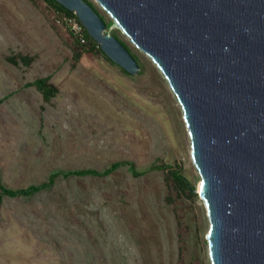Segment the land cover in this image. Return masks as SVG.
<instances>
[{"label":"rangeland","instance_id":"1","mask_svg":"<svg viewBox=\"0 0 264 264\" xmlns=\"http://www.w3.org/2000/svg\"><path fill=\"white\" fill-rule=\"evenodd\" d=\"M54 11L44 0H0L3 185L23 189L57 171H103L124 161L146 174L122 167L107 177L59 178L29 198L5 197L0 264H211L209 218L195 192L201 178L167 79L118 29L109 32L135 56L137 75L88 52L90 42L77 46ZM21 55L34 61H8ZM45 77L60 91L49 103L26 86ZM161 164L179 169L194 192L170 170H152Z\"/></svg>","mask_w":264,"mask_h":264},{"label":"water","instance_id":"2","mask_svg":"<svg viewBox=\"0 0 264 264\" xmlns=\"http://www.w3.org/2000/svg\"><path fill=\"white\" fill-rule=\"evenodd\" d=\"M130 75L137 60L86 0H54ZM183 112L211 264H264V0H95Z\"/></svg>","mask_w":264,"mask_h":264},{"label":"trees","instance_id":"3","mask_svg":"<svg viewBox=\"0 0 264 264\" xmlns=\"http://www.w3.org/2000/svg\"><path fill=\"white\" fill-rule=\"evenodd\" d=\"M44 1L51 8H53L55 10H58V11H61L62 13L66 14V15H75L72 12L68 11L67 9H65L60 4H58L57 2H55L54 0H44ZM86 1L104 19V17L101 15L99 10L95 7V5L89 0H86ZM104 21H105V19H104ZM106 24H107V29L109 30L112 27V21L111 22H106ZM87 36H88L89 42L91 44L88 52H93L92 50H96V51L100 52L101 54H103V52L101 51V49L98 46V44L93 39H91V37L88 34H87ZM115 37L118 38L117 36H115ZM121 42L127 48V50L131 53V50L129 49V47L123 41H121ZM77 46H79V45L77 44ZM84 52H86V51H84ZM81 56H82L81 53H77V54H75V59L76 60H80ZM132 56L135 58V56L133 54H132ZM8 61L10 63H12L13 65H18L19 62H21V63H23L26 66H30L32 64V62L34 61V58L33 57H28V56H22V55L21 56H12V57L8 58ZM110 62L113 63L112 61H110ZM50 80H51L50 77L39 78V79L35 80L32 83H28L26 86L27 87H35L42 94L45 102L49 103L54 98H56L57 95L60 92L59 89L57 88V86L52 84L50 82ZM122 167H128L129 171L132 173V175L134 177H141V176H144L146 174V172H142V171L137 170V168H136V166L134 164L124 161V162H115V163L111 164L108 168H106L103 171H98V170H95V169H84V170H73V171H57V172H54L53 174L50 175V177H49L47 182L42 183L40 185H32V186H29V187L23 188V189H11V188H8L5 185H3L2 180L0 178V206L2 205L3 200H4L5 197H10V198H29V197H32V196H34V195H36V194H38V193H40L42 191L49 190L50 188H52L55 185L56 180L59 179V178L68 179V178H72V177H87V176H92V177H96V178H98V177H107V176H110L112 173H114L115 171L119 170ZM152 170H164V171H169L170 170L171 171V175L180 184V186L183 189V191H187V192H191V193L194 192V187H192L186 181V179L181 175V173H180L181 171L179 169H174V167L170 166V165L161 164V165H155L152 168Z\"/></svg>","mask_w":264,"mask_h":264},{"label":"built area","instance_id":"4","mask_svg":"<svg viewBox=\"0 0 264 264\" xmlns=\"http://www.w3.org/2000/svg\"><path fill=\"white\" fill-rule=\"evenodd\" d=\"M54 12L56 14V24L68 31L79 46L83 47L88 44L89 39L86 29L76 15H66L58 10H55Z\"/></svg>","mask_w":264,"mask_h":264}]
</instances>
